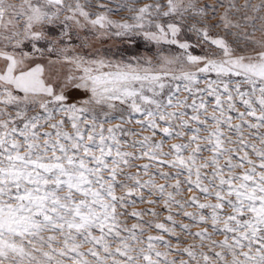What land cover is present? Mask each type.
Returning a JSON list of instances; mask_svg holds the SVG:
<instances>
[{
  "label": "snow or ice",
  "instance_id": "snow-or-ice-1",
  "mask_svg": "<svg viewBox=\"0 0 264 264\" xmlns=\"http://www.w3.org/2000/svg\"><path fill=\"white\" fill-rule=\"evenodd\" d=\"M0 264H264V0H0Z\"/></svg>",
  "mask_w": 264,
  "mask_h": 264
},
{
  "label": "rangeland",
  "instance_id": "rangeland-1",
  "mask_svg": "<svg viewBox=\"0 0 264 264\" xmlns=\"http://www.w3.org/2000/svg\"><path fill=\"white\" fill-rule=\"evenodd\" d=\"M208 2H210V0H208ZM122 15H123V14H122ZM113 19H117V17H113ZM144 135H147V133H144ZM166 147H167V146H166ZM139 163H143V161H140ZM144 207H146V205H139V206L137 207L136 210H140V209H142V208H144ZM146 219H149V218L146 217ZM161 219H162V217H161ZM178 222H179V221H178ZM129 226H131V222H129ZM198 230H199L198 228H192V229H191L192 232H196V231H198ZM148 234H152V235H154L155 233L152 232V233H148ZM181 239L184 240L185 238H184V237H181ZM214 239L219 240V239H221V237H214ZM186 243H193V241L190 240V239H187V240H186ZM162 250H163V249H161V251H162ZM173 258H175V257H169V259H173Z\"/></svg>",
  "mask_w": 264,
  "mask_h": 264
}]
</instances>
